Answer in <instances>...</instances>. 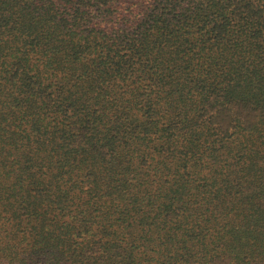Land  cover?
I'll return each mask as SVG.
<instances>
[{
    "label": "trees",
    "instance_id": "trees-1",
    "mask_svg": "<svg viewBox=\"0 0 264 264\" xmlns=\"http://www.w3.org/2000/svg\"><path fill=\"white\" fill-rule=\"evenodd\" d=\"M0 264H264V0H0Z\"/></svg>",
    "mask_w": 264,
    "mask_h": 264
}]
</instances>
